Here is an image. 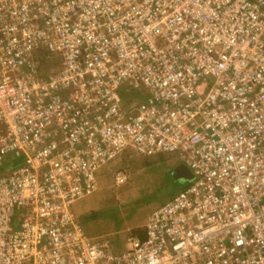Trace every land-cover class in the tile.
Segmentation results:
<instances>
[{
    "label": "built area",
    "instance_id": "built-area-1",
    "mask_svg": "<svg viewBox=\"0 0 264 264\" xmlns=\"http://www.w3.org/2000/svg\"><path fill=\"white\" fill-rule=\"evenodd\" d=\"M126 151L194 178L117 249L73 205ZM12 156L0 264H264V0H0Z\"/></svg>",
    "mask_w": 264,
    "mask_h": 264
},
{
    "label": "rangeland",
    "instance_id": "rangeland-1",
    "mask_svg": "<svg viewBox=\"0 0 264 264\" xmlns=\"http://www.w3.org/2000/svg\"><path fill=\"white\" fill-rule=\"evenodd\" d=\"M47 58L45 68L56 69ZM55 61L54 65L58 66ZM163 157H145L126 151L104 167L100 190L73 205L81 224L91 235L107 236L117 249H123L130 236L145 231L150 214L170 200L183 183L170 173L180 156L174 153ZM117 173L126 174L127 182L118 184ZM95 213H98L96 217L87 220L86 215Z\"/></svg>",
    "mask_w": 264,
    "mask_h": 264
},
{
    "label": "trees",
    "instance_id": "trees-1",
    "mask_svg": "<svg viewBox=\"0 0 264 264\" xmlns=\"http://www.w3.org/2000/svg\"><path fill=\"white\" fill-rule=\"evenodd\" d=\"M158 156H161V158H164L163 156H164V154H160V155H158ZM145 157H147V156H145ZM150 157V156H149ZM22 159H20L19 157H9L5 162H4V164H2V165H0V173H4V172H7L8 170H11L12 168H14V167H16V166H19L20 164H22ZM178 162H180V161H178ZM177 162V164H176V166L172 169V171L170 172V173H172L173 174V178H175V179H177L178 181H182L183 183H182V185H181V187H180V190H182V189H184L185 187H187L190 183H191V181H187V180H183V179H179V178H176L175 177V169L177 168V166H179V165H181L182 163L180 162V163H178ZM180 190H178L177 192H179ZM176 192V193H177ZM176 193H174V194H176ZM103 212V211H102ZM98 215V213H95V214H93V215H86V218H87V220H92V218H94V217H96ZM140 236L141 237H144V235H145V232H144V230L143 231H141L140 233Z\"/></svg>",
    "mask_w": 264,
    "mask_h": 264
},
{
    "label": "water",
    "instance_id": "water-1",
    "mask_svg": "<svg viewBox=\"0 0 264 264\" xmlns=\"http://www.w3.org/2000/svg\"><path fill=\"white\" fill-rule=\"evenodd\" d=\"M175 177L187 181H192L194 175L187 165L181 164L175 169Z\"/></svg>",
    "mask_w": 264,
    "mask_h": 264
},
{
    "label": "clouds",
    "instance_id": "clouds-1",
    "mask_svg": "<svg viewBox=\"0 0 264 264\" xmlns=\"http://www.w3.org/2000/svg\"><path fill=\"white\" fill-rule=\"evenodd\" d=\"M175 195V194H174Z\"/></svg>",
    "mask_w": 264,
    "mask_h": 264
}]
</instances>
